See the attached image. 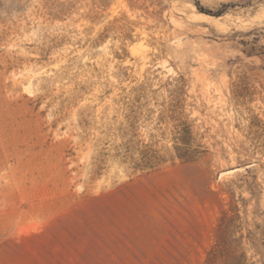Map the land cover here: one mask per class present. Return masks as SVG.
I'll return each instance as SVG.
<instances>
[{
  "label": "rangeland",
  "instance_id": "rangeland-1",
  "mask_svg": "<svg viewBox=\"0 0 264 264\" xmlns=\"http://www.w3.org/2000/svg\"><path fill=\"white\" fill-rule=\"evenodd\" d=\"M226 215L264 264V0H0V264H207Z\"/></svg>",
  "mask_w": 264,
  "mask_h": 264
},
{
  "label": "trees",
  "instance_id": "trees-1",
  "mask_svg": "<svg viewBox=\"0 0 264 264\" xmlns=\"http://www.w3.org/2000/svg\"><path fill=\"white\" fill-rule=\"evenodd\" d=\"M216 243L207 255V264H247L246 254L241 252L236 240L230 238L227 215L222 218Z\"/></svg>",
  "mask_w": 264,
  "mask_h": 264
},
{
  "label": "bare ground",
  "instance_id": "bare-ground-1",
  "mask_svg": "<svg viewBox=\"0 0 264 264\" xmlns=\"http://www.w3.org/2000/svg\"><path fill=\"white\" fill-rule=\"evenodd\" d=\"M200 18L205 19L207 21H212V17L210 15H204L202 13L197 14ZM200 80L202 81L203 85L206 86L209 82H207V77L204 75H200ZM206 91V90H205Z\"/></svg>",
  "mask_w": 264,
  "mask_h": 264
}]
</instances>
